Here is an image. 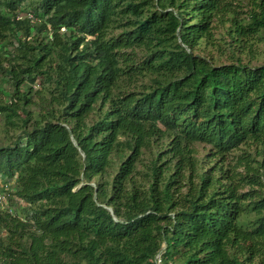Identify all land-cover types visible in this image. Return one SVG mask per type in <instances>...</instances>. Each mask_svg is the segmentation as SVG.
I'll use <instances>...</instances> for the list:
<instances>
[{"label":"trees","instance_id":"16d2710c","mask_svg":"<svg viewBox=\"0 0 264 264\" xmlns=\"http://www.w3.org/2000/svg\"><path fill=\"white\" fill-rule=\"evenodd\" d=\"M262 43L264 0H0V264H264Z\"/></svg>","mask_w":264,"mask_h":264},{"label":"rangeland","instance_id":"374dc122","mask_svg":"<svg viewBox=\"0 0 264 264\" xmlns=\"http://www.w3.org/2000/svg\"><path fill=\"white\" fill-rule=\"evenodd\" d=\"M215 37L217 39H225L229 40L228 36L226 35V31L224 28H218L215 32ZM224 50L223 52L225 53L224 56H221L219 54V51L215 49L214 47H208L205 43H203L200 48L197 50V53H200L201 55L208 57V58H214L216 60L222 61V62H228L229 57H230V51L228 50L230 48L229 45H224L223 46ZM231 50V49H230ZM256 54L254 57H251L249 55H242L243 59L245 61L251 60L252 65H258L264 63V43L258 44L254 48ZM226 51V52H225ZM4 132H3V121L0 119V140L3 138ZM198 150L200 152L201 156H204L207 153V149L204 148V146L200 145L197 146ZM240 152H237L233 157L235 158L237 155H239ZM12 188V187H11Z\"/></svg>","mask_w":264,"mask_h":264},{"label":"built area","instance_id":"2783aa9c","mask_svg":"<svg viewBox=\"0 0 264 264\" xmlns=\"http://www.w3.org/2000/svg\"><path fill=\"white\" fill-rule=\"evenodd\" d=\"M12 187V188H11ZM12 192H14V185L12 183H0V208L1 209H9L12 208L10 206V198H12ZM16 202H19L17 198H15Z\"/></svg>","mask_w":264,"mask_h":264}]
</instances>
